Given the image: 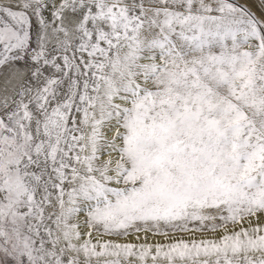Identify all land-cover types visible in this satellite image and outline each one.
Returning <instances> with one entry per match:
<instances>
[{
  "label": "snow or ice",
  "instance_id": "snow-or-ice-1",
  "mask_svg": "<svg viewBox=\"0 0 264 264\" xmlns=\"http://www.w3.org/2000/svg\"><path fill=\"white\" fill-rule=\"evenodd\" d=\"M0 264H264V0H0Z\"/></svg>",
  "mask_w": 264,
  "mask_h": 264
}]
</instances>
